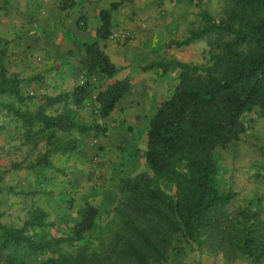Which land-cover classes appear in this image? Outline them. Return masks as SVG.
<instances>
[{
	"label": "rangeland",
	"instance_id": "rangeland-1",
	"mask_svg": "<svg viewBox=\"0 0 264 264\" xmlns=\"http://www.w3.org/2000/svg\"><path fill=\"white\" fill-rule=\"evenodd\" d=\"M113 1L119 0H76L73 9L61 11L59 0H0V65L7 75L17 73L24 79L40 75L24 81L23 91L70 92L87 79L83 43L96 38L99 10ZM224 8V0H125L112 11L111 34L99 40V45L122 69L111 78L94 72L82 104L65 100L46 109L52 115L68 114L81 125L98 123L106 132L54 131L62 142H74L72 149L50 154L54 168H10L13 163H35L48 147L50 131L40 125L26 128L0 105V220L19 227L29 210L39 207L46 212L49 237H70L84 207L92 204L99 210L93 227L79 242L61 245V250L105 252L121 226L113 210L122 207L124 200L117 188L119 180L143 171L152 174L143 155L147 121L177 82V70L163 74L159 69L138 67L171 59L206 64L211 51L208 38L183 46L170 41L181 40L191 29L201 27L204 12L219 21ZM81 16L85 28H81ZM123 77L130 79V91L107 118H100L94 102L96 92ZM1 102L13 99L0 95ZM243 121L245 133L217 153V180L221 189L235 192L226 211L232 214L250 203L264 215V180L260 176L264 173V115L255 108L244 114ZM164 264L254 263L237 250L226 255L180 240Z\"/></svg>",
	"mask_w": 264,
	"mask_h": 264
},
{
	"label": "trees",
	"instance_id": "trees-1",
	"mask_svg": "<svg viewBox=\"0 0 264 264\" xmlns=\"http://www.w3.org/2000/svg\"><path fill=\"white\" fill-rule=\"evenodd\" d=\"M123 1H113L99 10L96 38L83 43L87 79L70 92L49 95L23 91L24 81L40 75L27 79L17 73L7 75L0 65V95L13 99L0 105L26 128L40 125L50 131L46 135L48 147L35 163H13L11 169L54 168L50 154L74 147L73 141L62 142L54 131L105 134L103 125H81L68 114L52 115L46 109L65 100L82 104L94 72L111 78L122 69L102 50L99 40L109 38L112 11ZM224 1V16L219 21L204 12L201 27L191 29L181 40L170 41L183 46L208 38L211 51L206 64L171 59L138 67L159 69L163 74L177 70V82L147 121L143 155L152 174L143 171L119 180L117 188L124 200L122 207L113 210L121 226L108 249L100 253L61 250V245L79 242L93 227L99 216L96 206L86 205L70 237L59 238L46 234V212L35 207L19 227L0 220V264H164L180 240L226 255L237 250L254 264L264 263L261 209L247 203L229 213L225 206L235 192L221 189L217 180V153L245 133L244 114L256 108L264 115V0ZM58 6L69 11L76 0H59ZM79 21L85 28V18L81 16ZM130 88V79L123 77L98 90L94 102L99 117L107 118ZM260 176L264 180V173Z\"/></svg>",
	"mask_w": 264,
	"mask_h": 264
}]
</instances>
